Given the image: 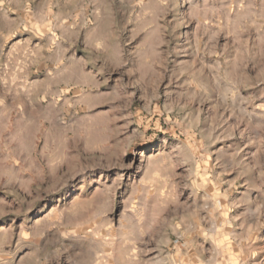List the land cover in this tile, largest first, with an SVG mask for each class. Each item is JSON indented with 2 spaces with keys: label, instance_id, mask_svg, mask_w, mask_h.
Listing matches in <instances>:
<instances>
[{
  "label": "rangeland",
  "instance_id": "374dc122",
  "mask_svg": "<svg viewBox=\"0 0 264 264\" xmlns=\"http://www.w3.org/2000/svg\"><path fill=\"white\" fill-rule=\"evenodd\" d=\"M0 264H264V0H0Z\"/></svg>",
  "mask_w": 264,
  "mask_h": 264
}]
</instances>
